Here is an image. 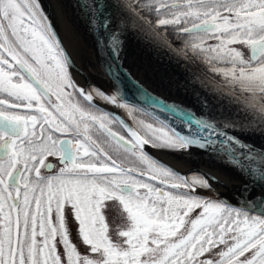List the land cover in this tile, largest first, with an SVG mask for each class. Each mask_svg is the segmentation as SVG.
<instances>
[{
	"label": "snow or ice",
	"instance_id": "1",
	"mask_svg": "<svg viewBox=\"0 0 264 264\" xmlns=\"http://www.w3.org/2000/svg\"><path fill=\"white\" fill-rule=\"evenodd\" d=\"M81 8L95 62L77 67L40 0H0V264H264V0H90ZM129 39L183 66L186 78L172 86L196 95L199 115L132 80ZM126 84L152 120L139 121V131L94 103L131 115ZM225 110L232 114L218 115ZM169 112L187 119L173 123ZM145 146L189 157L198 149L214 164L188 178ZM220 168L242 175L238 198L216 178ZM106 201L126 213L123 244L109 239ZM73 216L83 254L69 238Z\"/></svg>",
	"mask_w": 264,
	"mask_h": 264
},
{
	"label": "bare ground",
	"instance_id": "2",
	"mask_svg": "<svg viewBox=\"0 0 264 264\" xmlns=\"http://www.w3.org/2000/svg\"><path fill=\"white\" fill-rule=\"evenodd\" d=\"M43 4L47 5L52 14V20L56 21L60 31L62 30V34L65 35L63 37V41L69 50V55H71L72 61L76 64L77 67L81 66L83 63L87 62L89 59L93 58L91 47L86 38L82 35L79 27L77 26L74 18L72 17V13L68 8L65 0H42ZM57 5L62 6L58 7ZM56 26V24H55ZM57 27V26H56ZM69 28L77 29L79 36L68 35ZM76 32V31H75ZM61 34V35H62ZM65 39V40H64ZM250 52V50H249ZM143 53V57H140L138 53L133 50L132 56L134 57L135 62L132 66V72L138 76L139 79L144 81L145 84H148L149 87L156 89L159 92L164 94H169L173 97H179L181 94H178L177 90L171 85L172 79L169 74L164 75L161 70L156 68L155 62L152 60L151 56L145 55L146 52ZM152 60V62H151ZM77 80H80V77H76ZM82 82V81H81ZM180 92V91H179ZM137 109V108H136ZM139 110V109H137ZM235 110L233 109L232 112ZM141 112V111H140ZM232 114L228 110H225L223 113H218V115H230ZM124 117V116H123ZM127 121V120H126ZM128 122V121H127ZM129 123V122H128ZM130 124V123H129ZM132 126V124H130ZM151 152L163 160L168 165L175 167L179 170V173L185 177L191 178L194 175H198V171H187V169H193L195 167H201L208 171L209 167L214 164L213 161L208 160L207 158H203L201 156H182V154L174 153L167 150L154 151ZM227 174H232L234 179L230 182L225 179ZM216 178L219 179L223 183L228 184V190L230 192L235 191L239 182L241 181L232 170L226 168H220L216 172ZM170 190V189H169ZM219 191L223 192L224 189H219Z\"/></svg>",
	"mask_w": 264,
	"mask_h": 264
},
{
	"label": "water",
	"instance_id": "3",
	"mask_svg": "<svg viewBox=\"0 0 264 264\" xmlns=\"http://www.w3.org/2000/svg\"><path fill=\"white\" fill-rule=\"evenodd\" d=\"M65 2L68 5L69 10L72 13V17L74 18L77 26L79 27L82 35L84 36V38L87 39V41L90 44L91 47V52L93 55V59H94V45H95V41L93 40V38L89 35L88 32V17L87 14L85 12L84 9L81 8L82 4H87L90 2V0H65ZM49 22L52 25V22L50 19H48ZM53 29L56 32V35L59 39V42L61 43L63 49L66 51V53L69 55L68 51L66 50V48L64 47L62 41L60 40V37L56 31V29L54 28V26L52 25ZM135 50L141 60V57H143V53L141 52H146L145 55L147 56H151L152 60L155 62L154 64L156 65V68L158 67V70H161L163 72L164 75L169 74L170 78L173 80L171 85L174 84L175 81H183L186 78V73L185 70L183 68L182 65H178L173 59H170L168 56L164 55V54H157L156 52L153 51V49L151 47H149V45L146 42L143 41H137L136 39H129L123 56H124V68L130 72L131 74V78L132 80L139 84L140 86H142L144 89L147 90L148 93H150L152 96L157 97L159 100L164 101L167 104H171L173 102H176L180 105L181 108H183L185 111H191L193 113H195L196 115H199V111L197 110L196 107V95H193L191 93V90H189V94L185 95L183 93V91H177L178 94H181V96L179 97H173L169 94H164L162 92L157 91L154 88H151L148 86V84H145L144 81H142L141 79L138 78V76L136 74H134L132 72V66L133 63L135 62L134 57L132 56V51ZM69 57L71 58V56L69 55ZM72 60V59H71ZM151 60V62H152ZM105 82L107 84V87L109 89L110 92H112V88H111V83L106 79ZM125 91L127 94V98L131 101V103L136 105V108L139 109L141 107H147V104L143 101L142 98H139V93L136 91V89L132 86V84H126L125 85ZM94 103L96 104L97 107L104 109L107 112L113 113L114 115H116L117 117H119L120 119H122L124 121L125 124L128 125V127L133 128L134 130H136L133 126H131L126 119L123 117V115L119 112V111H114L111 108L107 107L104 103L100 102L99 100L95 99ZM159 104L156 105V109H159ZM169 116L173 119V123L176 124H180L183 120H186V117H183L182 113H176V112H169L168 113ZM186 126V125H185ZM128 134V133H127ZM257 146H259L257 144ZM152 148L149 146H145V151L152 156L154 159L158 160L159 162H161L163 165L171 168L173 171L179 173V170H177L175 167H172L170 165H168L167 163H165L163 160H161L160 158H158L157 156H155L152 152H151ZM198 149H194V153L197 152L196 154H194L193 156H201L203 157L202 153L198 152ZM206 158V157H203ZM229 170H232L233 173L240 178V182L239 185L237 186V188L235 189V191H233V193L235 194L234 199L238 198L239 195V190H240V186L242 183V175L238 172L235 171V169L232 168H226ZM198 171L200 172H207L206 169H203L201 167H195V168H191V169H187V171ZM180 174V173H179Z\"/></svg>",
	"mask_w": 264,
	"mask_h": 264
},
{
	"label": "rangeland",
	"instance_id": "4",
	"mask_svg": "<svg viewBox=\"0 0 264 264\" xmlns=\"http://www.w3.org/2000/svg\"><path fill=\"white\" fill-rule=\"evenodd\" d=\"M40 3L43 6V10L46 14V16L48 17V19L51 20L52 25L54 26V28L56 29L60 40L62 41L64 47L66 48V50L69 53V50L67 49L64 41H63V37H65L64 34H62V30L60 29L57 30V28L59 29L56 21L52 20V14L53 12L50 11L49 7L45 4H43L42 0H40ZM56 24V26H55ZM76 31V32H75ZM75 31L73 28H69V32L68 35H72V36H79V33L77 32V29L75 28ZM62 34V35H61ZM65 40V39H64ZM209 43H218V41H209ZM227 47L229 48H235L238 51L244 53L245 57L249 56V49L244 46V45H240V44H232V45H228ZM71 56V55H70ZM87 62H95L94 59H89ZM95 84L101 86L102 90L106 93H111L107 87V84L105 82L104 78H98L95 81ZM158 126L154 124V127ZM152 150L154 151H161L164 149H154L152 148ZM168 151V150H167ZM177 153V152H174ZM181 154V153H178ZM182 156H184V154H182ZM186 156V155H185ZM201 210L199 209H194L193 212L189 213V215L187 217H185L186 220V224L185 226L181 229L182 232H185L191 227V220L196 219L197 216L199 215ZM103 214L105 216V221L108 225V236L109 239L115 243V244H123V240L124 238L119 236V232L121 230H126L125 225L127 224V217H126V213H124L122 206L119 205L118 202H113V201H106L105 202V208L103 209ZM67 219V218H66ZM68 230H69V238L73 241L74 244H77L78 246V251H80L82 254L84 253V249L86 246L83 245L82 241L79 238L78 235V222L75 221L74 216L71 218L70 222H68ZM126 247V245H124ZM61 250H62V246H61ZM89 255H93L89 252Z\"/></svg>",
	"mask_w": 264,
	"mask_h": 264
},
{
	"label": "flooded vegetation",
	"instance_id": "5",
	"mask_svg": "<svg viewBox=\"0 0 264 264\" xmlns=\"http://www.w3.org/2000/svg\"><path fill=\"white\" fill-rule=\"evenodd\" d=\"M250 55V52H249ZM97 85V84H96ZM99 88H102L101 86L97 85ZM97 100H99L100 102L104 103L107 107L111 108L114 111H119L124 118L130 123L132 124V126L139 131L140 130V125H139V121H143L145 124L147 123H152V120L147 118L145 116L144 113L140 112L139 110H137L136 108L131 110V115L129 114L128 110L122 109L118 106H114L112 104H109L106 101H103L99 98H97ZM113 130H116L117 127H119L118 125H113ZM121 134L125 135V137H127V132L124 129H120Z\"/></svg>",
	"mask_w": 264,
	"mask_h": 264
}]
</instances>
